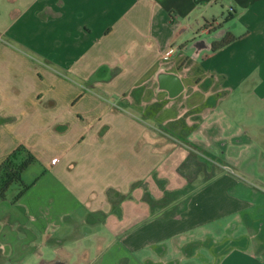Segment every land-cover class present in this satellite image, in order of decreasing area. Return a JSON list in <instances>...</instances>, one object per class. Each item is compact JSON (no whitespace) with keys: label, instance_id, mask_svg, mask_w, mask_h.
I'll return each mask as SVG.
<instances>
[{"label":"crops","instance_id":"0c3cea01","mask_svg":"<svg viewBox=\"0 0 264 264\" xmlns=\"http://www.w3.org/2000/svg\"><path fill=\"white\" fill-rule=\"evenodd\" d=\"M18 147L0 264H264V0H0Z\"/></svg>","mask_w":264,"mask_h":264},{"label":"trees","instance_id":"16d2710c","mask_svg":"<svg viewBox=\"0 0 264 264\" xmlns=\"http://www.w3.org/2000/svg\"><path fill=\"white\" fill-rule=\"evenodd\" d=\"M233 40L234 37L227 34L222 40L212 44V50H219ZM35 163L34 156L23 147L15 149L0 163V201L3 204L6 203L7 193L12 185H19V191L13 197L12 203L17 202L30 189L31 185L22 183V175L29 166Z\"/></svg>","mask_w":264,"mask_h":264},{"label":"rangeland","instance_id":"374dc122","mask_svg":"<svg viewBox=\"0 0 264 264\" xmlns=\"http://www.w3.org/2000/svg\"><path fill=\"white\" fill-rule=\"evenodd\" d=\"M40 170H41V168L37 164L31 165L30 168L23 173L22 183L25 185H30L31 183H33L34 179L40 174V172H41ZM18 191H19V185H17V184L12 185L10 187L8 193H7L6 199L11 200V198L13 196H15ZM0 205H1V203H0ZM0 220H4L3 217H0ZM0 225L2 226V228H4L6 224H4V222L0 221ZM7 232H8V230H7ZM51 260H52L51 257L48 258V261H51ZM41 264H42V262H41Z\"/></svg>","mask_w":264,"mask_h":264},{"label":"built area","instance_id":"2783aa9c","mask_svg":"<svg viewBox=\"0 0 264 264\" xmlns=\"http://www.w3.org/2000/svg\"><path fill=\"white\" fill-rule=\"evenodd\" d=\"M172 49L170 48V49H167V50H165L163 53H162V56L164 57V58H167V57H169L170 55H171V53H172Z\"/></svg>","mask_w":264,"mask_h":264},{"label":"flooded vegetation","instance_id":"af4514ba","mask_svg":"<svg viewBox=\"0 0 264 264\" xmlns=\"http://www.w3.org/2000/svg\"><path fill=\"white\" fill-rule=\"evenodd\" d=\"M50 264H67V263L64 261H55L54 263H50Z\"/></svg>","mask_w":264,"mask_h":264}]
</instances>
